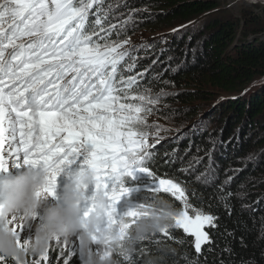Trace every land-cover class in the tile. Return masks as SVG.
<instances>
[{
    "label": "snow or ice",
    "instance_id": "6c2138e0",
    "mask_svg": "<svg viewBox=\"0 0 264 264\" xmlns=\"http://www.w3.org/2000/svg\"><path fill=\"white\" fill-rule=\"evenodd\" d=\"M111 12L105 0H0V171L21 157L25 166L47 168L50 182L44 194L55 198L61 171L84 157V166L95 173L96 192L110 202L108 223L120 228L127 221L120 228L124 237L145 209L114 218L116 205L128 195L121 181L133 175L134 167L156 181L145 167L155 155L148 141L167 129L147 123L149 106L156 107L163 93L153 97L149 89L136 87L140 81L135 76L122 74L135 71L136 57L132 50L122 51L128 40L111 37L118 27L123 32L132 17L123 26L105 27ZM109 182L114 185L110 195ZM159 193L182 205L173 229L194 238L199 257L203 246L212 243L205 229L216 227V218L191 207L184 190L172 182L159 180ZM64 251L68 264L78 248L72 243ZM34 264H59V259L49 252Z\"/></svg>",
    "mask_w": 264,
    "mask_h": 264
},
{
    "label": "trees",
    "instance_id": "16d2710c",
    "mask_svg": "<svg viewBox=\"0 0 264 264\" xmlns=\"http://www.w3.org/2000/svg\"><path fill=\"white\" fill-rule=\"evenodd\" d=\"M123 1L122 10L128 9L129 5L135 6L139 26L151 33L161 35L163 31L174 29L176 25L180 26L175 29L181 30L176 35L183 34L186 30L200 27L204 29L201 33L204 38L200 37L201 51L192 55L193 62L186 61L184 71L172 73L170 70L163 78H159L162 80L153 85L156 89L153 93L167 81L169 88L173 90L167 97V101L172 103V110L208 99L211 95L209 91L219 92L227 98L232 97L228 103L235 110V124L244 122L252 130L260 129L263 136L255 145L259 143L260 147H264V122H258L264 116V84L257 85V82L264 80V41L257 38L260 33L256 30L260 28L258 20L253 19V16L246 17V21L254 29L242 32V26L238 22L226 21L221 15L216 18L213 16L217 11L222 12L219 0ZM116 33L117 31L113 33L111 40H116ZM171 35L177 39L175 34ZM249 37L254 40L249 41ZM187 38L186 35L183 36V39ZM160 39L163 40V51L158 52L159 56L164 52L170 55L181 53L183 41L172 44L164 38ZM189 48H193V45H189ZM144 72L145 69L142 68L138 74H146ZM148 80L151 81L152 77L149 76ZM136 87L142 91L143 85L137 84ZM169 113L172 111L167 110L164 116ZM235 143V147L239 146L238 139ZM204 146L206 151L202 156L206 157V154H210V147L207 144ZM174 148H179L181 154L191 149L188 143ZM220 152L216 155V162L221 173L228 165L238 166L234 158L218 159L225 151L222 149ZM154 154L155 157L147 168L159 178L185 186L190 206L216 218V227L208 229L212 243L203 246L199 257L194 251L193 237L172 230L171 235H161L156 240L139 246V254L133 257L134 264H264V157L251 162L244 173L230 185L197 187L194 178L188 182L179 171L167 165L169 161H164L159 152ZM156 197L169 201L178 211L182 209L180 202L163 193H152L149 200ZM161 248L171 249L172 252H162ZM53 249L50 256L59 259V264H64L69 252L61 253V248ZM112 259L117 264H123L120 257L114 256ZM68 264H80L78 256H73Z\"/></svg>",
    "mask_w": 264,
    "mask_h": 264
},
{
    "label": "rangeland",
    "instance_id": "374dc122",
    "mask_svg": "<svg viewBox=\"0 0 264 264\" xmlns=\"http://www.w3.org/2000/svg\"><path fill=\"white\" fill-rule=\"evenodd\" d=\"M219 1H221L222 4V12L220 13L217 11L213 14L215 18L221 15L226 21L238 22L242 26V32H244L245 30L254 29L252 28L253 26H251L252 24L246 21V17L253 16V19L258 20L260 27L256 29L260 31L257 38L264 41V0ZM124 2L123 0H109L105 4L106 8L108 5H112V12L108 17V22L105 27L109 25L123 26V22L128 20L129 16L132 17V23L127 25L123 32H121V28L119 27L115 29L117 33H120L118 40H128L130 42L123 50L125 52L132 50L133 54L136 55L135 57H138V63H136L138 64L137 68L146 69V74L141 75L139 79L141 80L145 78V76L152 77L151 81L148 80V77L145 79L150 82L148 89L150 93L154 95L153 97L163 93V98L156 107L149 106L152 114L147 117V123L149 125H157L160 128L167 129V131L160 132L155 139H149V145H154V147H151L154 148L151 152L157 150L164 161H169L167 165H171V168L179 171L188 182L194 178V183L197 187H202L204 184L212 187L215 185H230L234 179L237 180L239 175L244 173L251 162L255 161L256 158L264 157V147H260L258 145L259 143L255 145V142L263 136L261 130L258 128L252 130V128L247 127V124H244V122L242 124L238 122L235 124V110H232L229 106L230 103H228V100L232 97L227 98V96L219 92L209 91L211 95L208 99H202L201 102H194L188 105L190 107L186 105L180 108L175 107L174 110H172L173 106L171 101H167V97L173 92V90L169 88V83L167 81L158 88L156 93H153L156 90L153 88V85L155 86V84H157L159 78H163L170 70L172 73L184 71L186 61H188V63L193 62L192 55L196 52L200 53L201 51L200 37L203 36L201 33L204 32V29L200 27V29L186 30L183 34L176 35L177 32L181 31L175 29L180 26L176 25L173 27L174 29L165 30L161 35L159 33H151L139 26V18L134 11L135 6L129 5V7H127L128 9L122 10ZM172 33L177 36V39H174V35H171ZM184 35L188 38L183 39ZM240 37L241 35H239V38ZM160 38H164L165 41L171 42L172 44L183 41V47L180 50L181 53L178 55H170L168 52H164L159 56L158 52L163 51V49H161L163 40ZM248 40L253 41L254 38L249 37ZM189 45H193V48H189ZM141 63L142 65H139ZM132 76L134 75H130V77ZM161 80L162 79L159 81ZM167 110H170V112L172 111V113H169V115L165 117L164 114ZM162 116L165 118L162 119ZM258 122L263 123L264 116L258 119ZM150 131L154 132L155 130L152 129ZM176 134L179 135L180 140L188 139L185 143L194 138L195 141H199L191 146L192 151L188 150L181 154L179 148H168L169 145H174L175 147L179 146L178 140L172 139ZM194 134H196L195 137ZM206 137L209 138L206 139ZM202 139L205 142L203 144ZM237 139V144H239V146L237 145L235 147L234 145ZM206 144L210 147V154H206V157H203L202 154L206 151V146L204 145ZM226 147L227 150L225 149ZM222 149L225 152L221 154V157H218V159L234 158L238 166L228 165L226 170L221 173V170L217 167L216 155L221 153L220 151ZM205 172L207 175L202 179ZM145 176L148 177V183L153 182L150 176ZM158 182L159 181L156 180L153 184L151 183V191L153 193L156 192ZM173 183L182 188L188 198V191L185 186L181 187L177 183ZM138 200L140 202L134 203L133 206H145L149 203L146 200ZM38 214H41L43 218V212ZM42 218L31 222L27 228L22 227L17 229L16 234L19 243L24 245L25 243H30L34 239L35 230L37 226L41 224ZM21 229L23 230V235L21 234ZM207 229H205V231ZM177 232L183 233L182 230H177ZM73 243L77 246L75 240ZM70 247H72V245ZM137 255L135 257H137Z\"/></svg>",
    "mask_w": 264,
    "mask_h": 264
},
{
    "label": "clouds",
    "instance_id": "9594fccd",
    "mask_svg": "<svg viewBox=\"0 0 264 264\" xmlns=\"http://www.w3.org/2000/svg\"><path fill=\"white\" fill-rule=\"evenodd\" d=\"M145 78L142 80L146 81ZM206 175L204 173L202 179ZM49 182L47 168L26 166L15 179L0 183V198L3 199L0 204V260L4 264H34V260L45 257L53 248L69 247L74 240L80 264H117L112 259L114 256L120 257L123 264H134L137 248L175 230L174 222L180 215L169 201L156 197L144 207V215L138 222L126 229L127 236L122 237L120 228H124L127 221L120 228L108 223L109 202L103 192L96 193L92 202L94 210L84 218L81 206L86 202L85 189L96 185L94 172L88 170L75 176L64 187L59 203L50 207L47 206L49 197L44 194ZM40 212L43 218L34 239L20 245L17 229L21 225L27 228ZM160 251L172 252L163 248Z\"/></svg>",
    "mask_w": 264,
    "mask_h": 264
},
{
    "label": "bare ground",
    "instance_id": "6f19581e",
    "mask_svg": "<svg viewBox=\"0 0 264 264\" xmlns=\"http://www.w3.org/2000/svg\"><path fill=\"white\" fill-rule=\"evenodd\" d=\"M176 136L179 137V135H177V134H176ZM173 139H175V137H174ZM168 147H169V148H170V147L172 148V147H175V146H174V145H169ZM137 254H139V253H137Z\"/></svg>",
    "mask_w": 264,
    "mask_h": 264
}]
</instances>
